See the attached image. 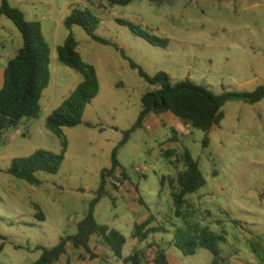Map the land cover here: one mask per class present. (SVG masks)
<instances>
[{"label": "rangeland", "instance_id": "rangeland-1", "mask_svg": "<svg viewBox=\"0 0 264 264\" xmlns=\"http://www.w3.org/2000/svg\"><path fill=\"white\" fill-rule=\"evenodd\" d=\"M7 3L26 21L40 24L49 47L50 82L42 92L38 118L23 119L5 129L0 139V235L4 239L0 240V247L4 243L0 264H33L42 254L37 247L53 248L61 237L77 233L101 173L111 168L114 149L137 120L141 96L151 90L125 58L150 77L164 72L173 84L189 82L214 96L251 93L264 86V0H136L111 8L106 0ZM76 8L93 13L99 21L94 35L110 45L93 42L80 27L65 28V18ZM117 20L136 26L147 37L166 40L167 47L152 46ZM8 23L13 54L22 37ZM70 33L82 60L95 69L99 90L85 108L81 124L63 129L57 137L47 130L46 119L83 82L80 74L57 60L56 49ZM170 136L168 130L153 135L139 129L117 152V161L137 189L142 206L113 189L121 180L116 176L119 181L109 180L110 196L96 205L94 218L125 237L121 257L130 256L136 248L142 250L140 263L148 264L153 254L146 259L145 244L171 238L169 233L151 235L146 242L131 239L134 222L148 213L168 231L173 230L172 224L181 226L167 186L160 185L162 177L184 171L175 157L163 156L164 151L174 150L180 155L188 151L205 180L204 187L185 198L188 218L224 236L219 246L230 258L228 264H264V100L254 106L225 104L219 123L207 134L191 128L179 143H171ZM63 144L66 152L58 173H36L38 185L8 173L13 159L39 150L59 155ZM79 252L68 245L59 264H82L77 260ZM106 254L111 260L102 258L99 264H124L108 250ZM168 255V264L212 261L206 250L185 257L172 248Z\"/></svg>", "mask_w": 264, "mask_h": 264}, {"label": "trees", "instance_id": "trees-1", "mask_svg": "<svg viewBox=\"0 0 264 264\" xmlns=\"http://www.w3.org/2000/svg\"><path fill=\"white\" fill-rule=\"evenodd\" d=\"M136 0H106L108 8L114 6L125 7ZM0 16L8 18L16 27L22 37V47L12 58L3 76V87L0 90V139L3 131L11 126H17L23 119H35L40 114V100L42 92L50 82L49 47L43 37L40 24L28 22L24 15L16 8L8 5L7 0H1ZM117 24L127 27L130 32L144 39L152 46L165 49L168 45L166 40L145 36L136 26L121 20ZM99 25L98 19L93 13L85 8L73 9L65 18L64 26L67 30L77 26L82 28L93 42L110 45V42L94 35ZM57 60L64 66L74 70L83 78L60 107L51 112L46 119L48 131L60 137L65 128H74L81 124L85 108L91 104L98 95L99 82L95 69L85 63L77 52V44L70 33L65 42L56 49ZM131 69L137 70L138 75L150 87L141 96L140 112L133 126L123 133V139L112 153V166L100 175V184L95 197L90 203L88 210L81 222L77 224V233L74 236L61 237L59 243L50 249L40 248L42 254L38 261L33 264H56L61 256L66 253V246L71 244L74 249H83L90 255V259L97 258L89 248V240L96 236L99 244L104 246L113 256L123 263L139 264L142 250L133 249L132 255L123 259L122 249L126 243L125 237L115 229L105 225H99L94 218L96 205L110 194L107 186L109 180H128V175L120 167L117 161V152L129 141L131 135L144 128L147 117L151 114L161 115L171 113L174 117L184 121L192 129L208 133L217 126L222 107L230 102H237L247 106H254L264 100V86L251 93H224L214 96L209 91L192 83L173 84L169 76L164 72L148 76L137 64L125 58ZM203 147L208 146L207 136L203 139ZM61 154H53L48 151H36L29 157L13 159L8 173L16 179L30 185H38L35 178L38 172L48 174L58 173L64 154L65 144ZM167 159L175 157L176 162L181 163L184 171L176 176H164L160 179V185H166L174 206L175 217L181 220V226L171 225L172 231L166 230L157 224L156 217L152 214L141 224H135L133 238L139 242L147 241L151 235L169 234L171 238L161 243H153L148 248H156L153 264H168L167 251L170 248L177 249L183 256H194L198 250H206L212 255L211 264H228L219 243L225 241L223 235L212 233L207 227L192 222L184 212L189 205L186 196L194 194L204 187L205 180L200 172L199 164L192 158L188 151L179 155L173 150L163 152ZM117 190L116 185H112ZM37 217L43 220L38 213ZM0 240H4L0 235ZM4 243L1 245L2 249Z\"/></svg>", "mask_w": 264, "mask_h": 264}, {"label": "crops", "instance_id": "crops-1", "mask_svg": "<svg viewBox=\"0 0 264 264\" xmlns=\"http://www.w3.org/2000/svg\"><path fill=\"white\" fill-rule=\"evenodd\" d=\"M0 6H1V4H0ZM4 20H6V21H4ZM8 21H9V19L6 18L5 16H0V24H1V28H0V90L3 87L4 70H5L8 62L16 56L17 52L22 47V44L17 45L16 48L14 49L13 54H11L10 47H9L11 29H10V25H9ZM187 125L188 124H186L184 121L174 117L171 113H164L161 115H154V114L149 115L147 117L145 123H144V128L153 135L160 133L164 130H168V132H170V134H171L169 141L171 143H179L180 140L185 137L184 132H185V127ZM116 187H117L116 191H118V193L121 195L122 198H129L130 197L129 199H132L134 201V204H138V205L142 206V201L139 198V195L137 193V189L133 188L129 179L128 180H122L121 179L120 183H118L116 185ZM150 214L151 213H148L147 216L145 215L140 220L135 221L134 225L143 223L149 217ZM133 228H134V226H133ZM131 239L134 240L133 233H132ZM160 241H162V240H160ZM91 242H92V246H91ZM126 242H127V240H126ZM153 243L154 242L146 243L145 247H144V248L148 249V255L146 256V259H148L149 253L153 254L152 257L150 259H148L149 260L148 264H153V259H154V254H155L156 248H154V247L151 249L148 248V245H151ZM160 243L161 242H159L158 244H160ZM68 245H70V244H68ZM68 245L66 246V248L68 247ZM89 248H90L91 252L94 255H96L97 258L90 259V255L88 253H86L83 249H77V251H80L78 256H77V260L81 259L82 264H99L102 262V258H105L107 261L111 260L110 256L108 257L106 254L107 249H105L104 247H102V245L99 244V241H98L96 236H92L90 238ZM133 249H136V248H133ZM133 249H132V251H133ZM170 249H172V248H170ZM168 251L166 253L167 260H168V256H169ZM65 255H66V253H65ZM65 255L61 256L60 260ZM128 257H125V258H128ZM125 258H123V259H125ZM60 260L56 264H59ZM69 260L70 259H68L67 261L69 262ZM120 261H122V260H120ZM126 264H129V263H126ZM139 264H141V263H139Z\"/></svg>", "mask_w": 264, "mask_h": 264}, {"label": "built area", "instance_id": "built-area-1", "mask_svg": "<svg viewBox=\"0 0 264 264\" xmlns=\"http://www.w3.org/2000/svg\"><path fill=\"white\" fill-rule=\"evenodd\" d=\"M190 129H191V127H190L189 125H187V126L185 127V132H184V135H185V136H189V135H190ZM118 183H120V181L117 182L116 185H117Z\"/></svg>", "mask_w": 264, "mask_h": 264}]
</instances>
